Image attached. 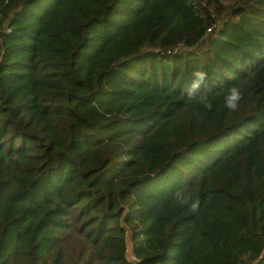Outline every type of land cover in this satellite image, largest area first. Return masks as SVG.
<instances>
[{"label":"trees","instance_id":"obj_1","mask_svg":"<svg viewBox=\"0 0 264 264\" xmlns=\"http://www.w3.org/2000/svg\"><path fill=\"white\" fill-rule=\"evenodd\" d=\"M126 235L264 264V0H0V264H128Z\"/></svg>","mask_w":264,"mask_h":264},{"label":"clouds","instance_id":"obj_2","mask_svg":"<svg viewBox=\"0 0 264 264\" xmlns=\"http://www.w3.org/2000/svg\"><path fill=\"white\" fill-rule=\"evenodd\" d=\"M194 80L189 87V95H195L199 89L205 84L208 75L204 71H197L193 74ZM243 99V93L237 86H232L228 89L225 96V107L230 111H237ZM204 107L208 110L212 109L211 102H205Z\"/></svg>","mask_w":264,"mask_h":264},{"label":"water","instance_id":"obj_3","mask_svg":"<svg viewBox=\"0 0 264 264\" xmlns=\"http://www.w3.org/2000/svg\"><path fill=\"white\" fill-rule=\"evenodd\" d=\"M124 246H125V258H126L127 263L128 264H139V262L133 258L131 241H130L129 235L125 236Z\"/></svg>","mask_w":264,"mask_h":264},{"label":"rangeland","instance_id":"obj_4","mask_svg":"<svg viewBox=\"0 0 264 264\" xmlns=\"http://www.w3.org/2000/svg\"><path fill=\"white\" fill-rule=\"evenodd\" d=\"M223 8H227L230 5V0H216Z\"/></svg>","mask_w":264,"mask_h":264},{"label":"built area","instance_id":"obj_5","mask_svg":"<svg viewBox=\"0 0 264 264\" xmlns=\"http://www.w3.org/2000/svg\"><path fill=\"white\" fill-rule=\"evenodd\" d=\"M207 33H209V31H207Z\"/></svg>","mask_w":264,"mask_h":264}]
</instances>
